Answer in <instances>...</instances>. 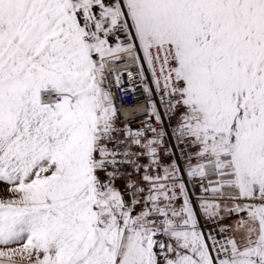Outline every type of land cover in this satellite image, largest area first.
<instances>
[{
  "label": "snow or ice",
  "instance_id": "6c2138e0",
  "mask_svg": "<svg viewBox=\"0 0 264 264\" xmlns=\"http://www.w3.org/2000/svg\"><path fill=\"white\" fill-rule=\"evenodd\" d=\"M0 264H264V0H0Z\"/></svg>",
  "mask_w": 264,
  "mask_h": 264
},
{
  "label": "built area",
  "instance_id": "2783aa9c",
  "mask_svg": "<svg viewBox=\"0 0 264 264\" xmlns=\"http://www.w3.org/2000/svg\"><path fill=\"white\" fill-rule=\"evenodd\" d=\"M110 68L116 72H122L123 74L120 75L119 79L121 84L127 86L129 84V73H133V80L136 79L135 77V64L133 61H120L118 63L110 65ZM146 69V65H145ZM150 77V73L148 74ZM109 79L111 80L112 77L110 76ZM113 91L117 99V104L120 111V121H130L131 126L136 128L139 126L138 121L141 119V116L137 110V105L145 106L146 100L145 96L142 91L137 88L136 89V96L134 98L132 92L129 90L125 92L120 88H117L115 84L113 85ZM158 100V98H157Z\"/></svg>",
  "mask_w": 264,
  "mask_h": 264
}]
</instances>
